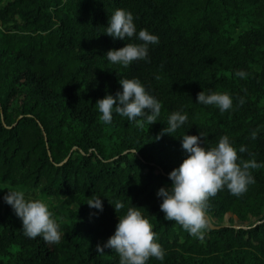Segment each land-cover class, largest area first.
<instances>
[{
  "label": "trees",
  "instance_id": "trees-1",
  "mask_svg": "<svg viewBox=\"0 0 264 264\" xmlns=\"http://www.w3.org/2000/svg\"><path fill=\"white\" fill-rule=\"evenodd\" d=\"M1 3L0 264H119L118 254H98L96 246L131 206L149 219L165 250L163 261L147 264H264V0ZM118 8L133 14L137 31L159 37L149 62L124 68L106 59L108 50L140 43L104 33ZM120 78H138L161 102L156 122L137 127L115 113L111 124L99 120L95 104L121 90ZM203 90L230 94L233 108L221 113L196 103ZM175 111L187 114L186 123L161 135ZM201 132L206 147L226 135L237 150L245 146L241 159L260 165L249 169L255 183L241 196L225 188L209 198L207 214L219 223L203 241L165 220L157 196L188 155L180 136ZM8 189L57 199L58 244L23 234L3 200ZM99 196L102 212L87 204ZM116 203L123 205L118 213ZM228 213L246 224L223 223Z\"/></svg>",
  "mask_w": 264,
  "mask_h": 264
},
{
  "label": "clouds",
  "instance_id": "clouds-1",
  "mask_svg": "<svg viewBox=\"0 0 264 264\" xmlns=\"http://www.w3.org/2000/svg\"><path fill=\"white\" fill-rule=\"evenodd\" d=\"M105 34L114 40L129 41L132 38L140 43H126L119 49L108 50L106 59L111 64L124 68L135 61H150L149 46L157 45L159 37L146 29L137 31L134 16L125 9H116L109 16ZM235 76L245 78L247 73L237 70ZM121 90L115 96L108 94L99 99L95 107L100 113L99 120L111 124L113 115L126 117L129 123L143 127L151 125L161 112V102L146 90L138 78L119 79ZM196 103L205 106H215L221 113L233 108V98L228 93L216 91H201L197 94ZM244 103L243 98L239 101ZM186 113L172 112L166 121L164 133L173 134L187 121ZM257 133L252 132L251 138L256 139ZM181 147L188 154L179 167L169 172L170 187H161L157 196L162 202L159 207L164 213V219L175 221L191 236L203 241L205 232L210 227L207 214L208 200L225 188L234 196L244 194L248 186L255 183V178L249 169L259 167L256 161H244L238 156L246 151L244 145L237 150L228 136H221L214 147H206L204 133L199 135L180 136ZM159 137H157L158 139ZM136 154V153H135ZM5 203L10 205L22 221L23 234L29 239L37 237L50 244H58L62 238V230L51 212L48 204L40 199L26 198L23 191L8 189L3 196ZM90 208L103 211V202L99 197L87 201ZM118 210L121 203L113 205ZM139 207H128L123 216L119 215L118 223L107 241L96 246L98 254L105 253V248L111 249L119 256V264H147L149 258L163 261L165 250L156 239V233L149 219L142 215Z\"/></svg>",
  "mask_w": 264,
  "mask_h": 264
},
{
  "label": "rangeland",
  "instance_id": "rangeland-1",
  "mask_svg": "<svg viewBox=\"0 0 264 264\" xmlns=\"http://www.w3.org/2000/svg\"><path fill=\"white\" fill-rule=\"evenodd\" d=\"M4 3H1L0 4V7L3 6ZM25 196L26 198H30V199H39L37 198L38 197V194L36 191H32V190H29L27 193H25ZM46 204H48L51 212L53 213V215H55V210L57 209V206H60L58 205V201L55 197H51V198H44L43 200ZM209 218H210V224H217L219 223L218 220H216L215 218H213L211 215H208ZM20 223L22 224V221L20 219ZM223 223H226V224H234L236 226H240V225H245L246 223H243V222H240L236 216H233L232 214L228 213L226 214L224 220H223Z\"/></svg>",
  "mask_w": 264,
  "mask_h": 264
}]
</instances>
